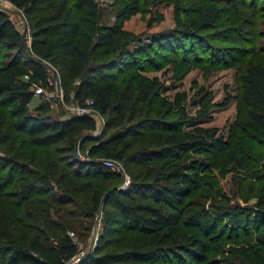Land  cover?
<instances>
[{
    "label": "trees",
    "instance_id": "trees-1",
    "mask_svg": "<svg viewBox=\"0 0 264 264\" xmlns=\"http://www.w3.org/2000/svg\"><path fill=\"white\" fill-rule=\"evenodd\" d=\"M125 1L112 22L98 24L96 0H9L32 22L29 43L0 10V149L5 154L0 174L14 183L13 192L0 195V228L10 226L17 234L16 244L0 247V264H72L79 254L74 238H80V229L88 231L90 221L107 205L116 216L110 219L113 227L102 235L116 238L117 252L97 249L75 264H264V231L256 235L233 231L229 238L234 246L226 249L227 257L212 261L210 232L202 223L207 217L204 207L200 206L202 213L183 217L187 209H199L195 201L186 200L212 173L216 156L222 155L218 169L231 165L244 169L251 159L237 156V151L251 156L264 141V53L254 48L230 66L235 95H227L222 105L235 100L230 145L237 149L227 148L216 128L199 125L208 118L206 102L199 103L195 117H188L186 96L176 93L169 99L158 77L146 80L133 74L125 81V74L153 66L147 54L132 57L123 48L124 24L141 12V0ZM153 1L158 8L170 0ZM179 1L175 0L174 12L182 16L180 32L187 38L211 29L221 17L214 3L202 0L198 6L192 0L179 6ZM72 11L95 20L89 35L69 24ZM155 42L154 55L166 51L172 57L180 55L185 64L194 60L186 45ZM93 49L99 63L92 62ZM212 57L218 65L229 63L222 54ZM44 61L60 68L64 100L71 96L80 107L91 101L96 114L61 119L50 114L48 100L30 106L34 87L48 82ZM180 62L175 67L182 70ZM177 77L178 72L173 74ZM97 117L105 119V132L93 139ZM83 139L92 143L81 161L76 153L83 148V142L78 145ZM60 142L62 151L54 149ZM96 156L103 161L96 162ZM112 161L139 169L127 190L116 186L105 197L91 181L115 178ZM255 178L264 206V172Z\"/></svg>",
    "mask_w": 264,
    "mask_h": 264
},
{
    "label": "rangeland",
    "instance_id": "rangeland-1",
    "mask_svg": "<svg viewBox=\"0 0 264 264\" xmlns=\"http://www.w3.org/2000/svg\"><path fill=\"white\" fill-rule=\"evenodd\" d=\"M8 1V0H7ZM194 5L201 6L202 0H196ZM207 3L216 4L221 10V17L215 22V25L198 37L187 38L180 32L182 16L175 14V0H170L168 4L162 7H155L153 0H141V12L125 22L123 27V48L128 50L132 57H143L147 54L152 61L150 68L143 71H134L125 74V81L129 76L135 74L146 80L153 77H158L165 95L172 99L176 94H184L185 110L188 117H195L196 111L199 109V103L206 102L207 119L199 122V125L204 128H216L218 133L227 141V148L231 147L232 137L230 135L233 127V122L236 114L235 100H231L227 105H222L223 100L227 95L234 97L235 85L233 80V69L231 65L233 60L242 58L246 52H251L254 48H258L264 53V0H205ZM125 0H96L99 6V21L96 23L107 24L113 21L114 13L121 10ZM192 0H180L177 5L188 6ZM8 17L11 22L23 32V24L28 23L31 26V21L24 15L21 10L7 6ZM37 13L32 15L35 18ZM70 25H78L82 35H89L95 20L90 16L83 15L79 12L72 11L69 16ZM23 22V24L21 23ZM32 29V28H31ZM27 38V37H26ZM180 43L188 46L193 50L191 55L194 60L191 63L185 64L180 62L181 56L172 57L169 52H164L161 55H154L158 48L155 41ZM26 43H29L26 40ZM147 50V52H144ZM92 62L99 63V58L96 57L95 50ZM222 54L225 62L223 65H218L212 55ZM212 59L211 63L208 61ZM181 69H177L175 65L179 63ZM43 65L47 73V85L42 88V94L35 95L31 103V107L39 104L42 99L51 102L50 114L54 117L65 119L69 113H72L76 102L71 98L68 102L61 99L62 90L56 86L58 81L61 85L63 77L60 68L53 65L49 61H44ZM178 72L177 79L173 78V74ZM121 79V76L120 78ZM118 79V81H119ZM76 84L70 83V86ZM62 88V87H61ZM36 92V91H35ZM64 93V90H63ZM39 94V93H36ZM42 95V96H41ZM71 95V92L69 93ZM105 119L97 117V132L91 134L93 139L100 138L105 132ZM85 139V138H84ZM79 141L78 145L84 141ZM87 139H89L87 137ZM91 139V138H90ZM92 140L83 142V148L76 153L78 160H85V151L91 145ZM258 152L251 154H239L237 156H246L251 159L247 168L240 169L237 166H229L227 169L220 167L218 163L221 156H216V166L213 168L207 177L203 178L201 188L197 189L191 198L186 201H195L199 206L204 207L207 217L203 218L202 223L204 231H209L212 241L210 257L212 261H220L222 257H227L228 251L233 248V239L229 238L234 235V232L252 233L256 235L260 231H264V206L258 199V187L255 178L256 173L264 172V141L258 143ZM63 150V143L56 144L54 149ZM5 154L0 149V166L3 165ZM68 157L64 152L60 156ZM247 159V158H246ZM71 164L74 163L73 158L67 159ZM96 162L103 161L101 156L94 158ZM247 161V160H246ZM72 166L71 168H74ZM114 171L116 177L110 180L96 179L91 181L102 190L106 197L107 192H112L117 186L119 189H128L131 183L132 174L136 173L135 164L122 166L115 164ZM157 170V168H153ZM5 171V170H4ZM4 173V172H3ZM14 183L9 177L0 174V195L11 193L14 191ZM14 198L13 201H16ZM192 202L189 203L191 205ZM72 208V206L67 205ZM105 208V209H103ZM198 209V208H197ZM196 208L187 209L183 217L186 218L189 214L202 213V210ZM15 215H20L17 212ZM109 205L102 206V209L90 221V229L83 231L80 229L81 236L79 239L74 238L78 244L79 254L72 261L76 262L81 256L92 254L97 249H101V253H115L114 237L110 233L105 237L102 232L105 228L113 227L112 219L115 217ZM238 219V220H237ZM86 225V224H84ZM203 226V225H202ZM244 226L247 228L245 229ZM255 226H258L255 229ZM197 227H201L197 226ZM245 229V230H244ZM234 231V232H233ZM202 232V231H201ZM232 237V236H231ZM17 234L8 226L7 229L0 228V247L7 246L8 248L16 244ZM225 244V245H224ZM223 248L224 253H221L220 248ZM226 249H229L226 251ZM8 249H6L5 253ZM3 253V254H5Z\"/></svg>",
    "mask_w": 264,
    "mask_h": 264
},
{
    "label": "built area",
    "instance_id": "built-area-1",
    "mask_svg": "<svg viewBox=\"0 0 264 264\" xmlns=\"http://www.w3.org/2000/svg\"><path fill=\"white\" fill-rule=\"evenodd\" d=\"M7 6H11V7H13L12 5H11V3L9 2V0L7 1V0H0V10H2V11H7ZM14 8V7H13ZM7 13V12H6ZM8 14V13H7ZM22 24H23V22H21ZM18 31H19V33H21V31L18 29V28H16ZM23 32L21 33L23 36H24V38L26 39V40H28V42H30V40H31V35H32V29H31V26L28 24V23H26L25 25L23 24V30H22ZM27 37V38H26ZM56 86H58L61 90H62V88H61V85H60V83L57 81L56 82ZM36 91V92H35ZM42 88L41 87H39V86H36V87H34V94L35 95H40V94H42ZM36 93H39V94H36ZM61 99L62 100H64V93H63V90H62V92H61ZM90 104H91V101H86L85 102V105L86 106H84V107H80V106H78L77 104L72 108L71 107V110H72V113L70 114L69 113V115H68V117H72V115H94V114H96L94 111H93V109H91V107H90ZM113 162V161H112ZM115 164H117V163H112V166H114ZM70 235H72V234H70ZM78 260V259H77ZM76 260V261H77Z\"/></svg>",
    "mask_w": 264,
    "mask_h": 264
},
{
    "label": "water",
    "instance_id": "water-1",
    "mask_svg": "<svg viewBox=\"0 0 264 264\" xmlns=\"http://www.w3.org/2000/svg\"><path fill=\"white\" fill-rule=\"evenodd\" d=\"M79 262V259L76 261V263H78Z\"/></svg>",
    "mask_w": 264,
    "mask_h": 264
}]
</instances>
